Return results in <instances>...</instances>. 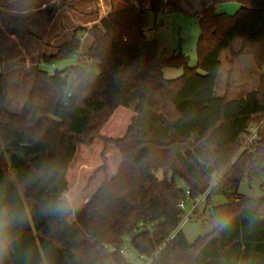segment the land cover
<instances>
[{
	"label": "trees",
	"instance_id": "trees-1",
	"mask_svg": "<svg viewBox=\"0 0 264 264\" xmlns=\"http://www.w3.org/2000/svg\"><path fill=\"white\" fill-rule=\"evenodd\" d=\"M12 1L22 0L0 5ZM148 1L157 11L170 0ZM224 1L240 6L227 14L210 4L197 14L192 67L180 51H158L144 30L146 10L128 6L75 28L56 52H41L39 61L54 64L76 53L86 34L91 62L79 58L52 73L37 65L19 112L6 108L0 71V193L23 213L3 264H131L119 253L125 238L149 264H264V196L235 194L253 159L264 173V130L253 153L231 162L242 134L264 116V74L245 97L229 100V85L223 96L214 93L221 52L235 38L243 45L230 64L244 52L264 64V0ZM9 17L26 30V18ZM165 67L182 73L166 78ZM48 168L52 180L35 179ZM220 172L206 202L223 193L226 202L210 210L230 223L189 243L177 229L179 203L186 190L203 194ZM61 193L71 194L72 214L45 215L42 207Z\"/></svg>",
	"mask_w": 264,
	"mask_h": 264
},
{
	"label": "rangeland",
	"instance_id": "rangeland-1",
	"mask_svg": "<svg viewBox=\"0 0 264 264\" xmlns=\"http://www.w3.org/2000/svg\"><path fill=\"white\" fill-rule=\"evenodd\" d=\"M63 1V8L58 7L56 0H22L0 5V59L3 62L0 71L7 92L6 108L11 112H19L32 85L37 65L52 73L56 68L62 70L64 67L75 65L79 58L86 60L84 52L88 48L90 38L84 34L78 51L54 64L48 65L39 61L41 52L46 54L56 52L57 47L70 38L75 28L81 26L90 28L105 17L108 12L132 6V0ZM173 1H169L170 6L167 8V14L152 9L146 10L144 30L147 37L156 40L158 51H163L166 56L180 51L187 56L188 65L192 67L197 64L196 45L200 33L199 23L194 12H185L181 8H176ZM206 6L207 4H203L201 7ZM19 9L25 10L20 12ZM215 9L217 12L233 14L238 6L234 1H223L215 6ZM9 16L26 18L24 25L27 31L12 22ZM239 42L240 38L233 41L232 50L240 47ZM229 58L230 50H224L220 56L222 67L214 92L217 97H221L225 92V82L229 70V63L226 59L229 60ZM163 72L164 76L170 79L181 75L182 69L165 67ZM241 93L243 91L234 85L227 96L229 100H235L242 96ZM258 163L257 159L250 162L249 171L235 190L238 197L264 196V173L260 172ZM8 170L11 173L9 167ZM156 174L162 177V170H157ZM100 180H96L91 186ZM177 184L182 185V182L177 180ZM224 202H226V197L223 193L212 195L210 204L205 200L198 206L197 212L192 217L180 223V228L189 243L213 230L216 224L210 206ZM191 205L192 202H188L187 208H191ZM125 239L124 241L128 243L127 238ZM122 256L131 264H147L149 261V258L139 257L131 246ZM105 264L116 263L109 259Z\"/></svg>",
	"mask_w": 264,
	"mask_h": 264
},
{
	"label": "clouds",
	"instance_id": "clouds-1",
	"mask_svg": "<svg viewBox=\"0 0 264 264\" xmlns=\"http://www.w3.org/2000/svg\"><path fill=\"white\" fill-rule=\"evenodd\" d=\"M53 178L54 169L52 168L38 171L35 176V179L45 183ZM41 211L52 217H69L74 211L71 194H59L47 202ZM21 219H23V213L17 205L6 194L0 193V264H3L4 257L12 249L15 240L14 228ZM214 222L218 228L223 229L228 226L230 220L217 217Z\"/></svg>",
	"mask_w": 264,
	"mask_h": 264
},
{
	"label": "crops",
	"instance_id": "crops-1",
	"mask_svg": "<svg viewBox=\"0 0 264 264\" xmlns=\"http://www.w3.org/2000/svg\"><path fill=\"white\" fill-rule=\"evenodd\" d=\"M223 1L224 0H174L173 5L176 8H181L185 12H191V13L194 12L193 14H195L197 17V14L199 13L198 11L199 10L201 11V9H202L201 6H203V4L204 5L213 4L214 6H218ZM203 2H205V3H203ZM234 2L236 3V5L238 7L240 6L239 2H237V1H234ZM24 10L25 9H23V10L19 9L18 11L23 12ZM35 10H37V8H35ZM239 45H240V47H238L236 50H232V45H231V48H228V50H230L229 60L231 59V54L233 52L236 53L242 47V45H243L242 39H240ZM225 50H227V49H225ZM222 52H221V55H222ZM226 60L229 63V60L228 59H226ZM220 62H221V60H220ZM221 67H222V63H221L219 71L221 70ZM230 70H231V76H230L231 78L229 81L226 80V82H225V92L227 91V89H226L227 85H229V90H228L229 93H230L232 87L235 85L236 87L239 88V90L243 91V93H241L242 96L240 97V98H242V97H245L248 92L255 90L257 88L258 83H259V79H260V75L264 74V64L261 67H257V65L255 64V61L253 60V57L249 53L244 52L240 55H237L233 59L232 64L229 63L228 75H229ZM227 79H228V76H227ZM225 92H224V94H225Z\"/></svg>",
	"mask_w": 264,
	"mask_h": 264
},
{
	"label": "built area",
	"instance_id": "built-area-1",
	"mask_svg": "<svg viewBox=\"0 0 264 264\" xmlns=\"http://www.w3.org/2000/svg\"><path fill=\"white\" fill-rule=\"evenodd\" d=\"M132 6L136 9H145V10L151 9V5H150V2L148 0H142L140 2L137 0H132ZM167 8H168V6L166 5V2H165L163 4V7L161 9L157 10V12H161L162 14H167L168 13ZM85 59L87 61H91V59H89L87 56L85 57ZM262 130H264V116L258 122L251 124L247 128V130L242 134L241 139H240L239 148H238L237 152L235 153V155L232 157L231 162H233L242 153H253L255 151L257 140H258L259 134ZM221 177H222V172L212 174L211 180L209 181V184H208L206 191L203 194H201L195 198H191L189 195V191L186 190L185 199L181 200L179 203V206L181 207V209H183V213L181 216L180 223L186 221L187 219H189L190 217L193 216V214L197 210L198 206L206 200V196L210 193V191L218 185ZM188 202H192L191 208H187ZM180 223H179L177 229L180 228V226H181ZM127 241H129L128 238H127ZM129 248H130L129 242L128 243L125 242L119 248V253L125 254L127 249H129ZM159 249H161V248H159ZM109 250L114 251L116 249L114 247H111V248H109ZM151 260H152V258H149V261L147 262V264H149Z\"/></svg>",
	"mask_w": 264,
	"mask_h": 264
},
{
	"label": "water",
	"instance_id": "water-1",
	"mask_svg": "<svg viewBox=\"0 0 264 264\" xmlns=\"http://www.w3.org/2000/svg\"><path fill=\"white\" fill-rule=\"evenodd\" d=\"M66 80V77H64V81Z\"/></svg>",
	"mask_w": 264,
	"mask_h": 264
}]
</instances>
